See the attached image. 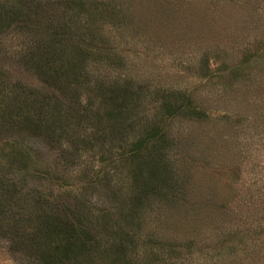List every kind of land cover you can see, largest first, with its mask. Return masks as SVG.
Returning a JSON list of instances; mask_svg holds the SVG:
<instances>
[{
  "label": "rangeland",
  "instance_id": "obj_1",
  "mask_svg": "<svg viewBox=\"0 0 264 264\" xmlns=\"http://www.w3.org/2000/svg\"><path fill=\"white\" fill-rule=\"evenodd\" d=\"M33 11L48 32L0 33V70L50 93L37 59L73 90L55 139L2 136L30 152L28 189L129 231L84 264H264V0ZM189 99L209 119L191 117ZM140 139L151 142L135 154ZM0 264L31 262L0 236Z\"/></svg>",
  "mask_w": 264,
  "mask_h": 264
},
{
  "label": "trees",
  "instance_id": "obj_2",
  "mask_svg": "<svg viewBox=\"0 0 264 264\" xmlns=\"http://www.w3.org/2000/svg\"><path fill=\"white\" fill-rule=\"evenodd\" d=\"M57 1L68 7L85 4V0H0V33L12 26L21 33L47 30L50 25L45 24L46 16L34 12L33 7L39 4L45 9ZM31 67L41 83L51 89L50 93L28 87L0 70V236L11 244L14 253L26 256L31 264H84L108 241L125 246L129 231L121 225L110 227L79 206L64 202L61 205L58 198L28 189L23 173L28 171L30 152L18 140H5L2 134L55 139L52 119L66 112L68 95L73 90V84L63 80L59 68L49 70L37 59ZM77 99L83 102L80 94ZM189 100L191 117L209 119ZM122 107L108 109L110 118L117 116ZM150 142L151 139L138 140L135 154Z\"/></svg>",
  "mask_w": 264,
  "mask_h": 264
}]
</instances>
